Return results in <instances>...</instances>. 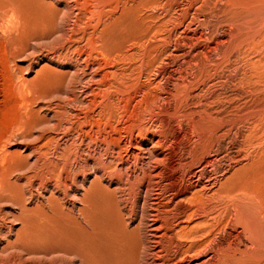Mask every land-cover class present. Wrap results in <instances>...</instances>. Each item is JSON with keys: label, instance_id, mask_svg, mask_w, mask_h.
<instances>
[{"label": "rangeland", "instance_id": "obj_1", "mask_svg": "<svg viewBox=\"0 0 264 264\" xmlns=\"http://www.w3.org/2000/svg\"><path fill=\"white\" fill-rule=\"evenodd\" d=\"M0 190V264H264V0H0Z\"/></svg>", "mask_w": 264, "mask_h": 264}, {"label": "bare ground", "instance_id": "obj_2", "mask_svg": "<svg viewBox=\"0 0 264 264\" xmlns=\"http://www.w3.org/2000/svg\"><path fill=\"white\" fill-rule=\"evenodd\" d=\"M9 197L2 195L1 192L0 202L4 199L8 200ZM13 199L15 200V198ZM82 210L84 212V209H81L80 212H82ZM88 212H86L87 215H89ZM81 217H83V224H79V228L82 229L80 236L76 237L74 235H69L66 238H54L53 235L49 233L50 231L43 229V234L40 232L41 236H37L34 242L36 245L41 244L46 247V249L49 248L51 251L59 250L66 255L78 256L81 264H124V260L121 259V256L124 255L122 252L123 246L111 241V235L99 234L97 227L94 224H91L90 216L87 217L82 215ZM78 257L75 258L78 259Z\"/></svg>", "mask_w": 264, "mask_h": 264}]
</instances>
